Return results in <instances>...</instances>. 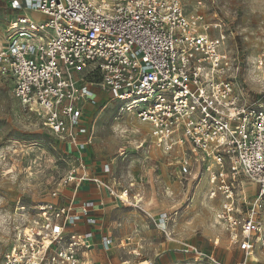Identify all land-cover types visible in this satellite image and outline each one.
Segmentation results:
<instances>
[{"label": "built area", "instance_id": "built-area-1", "mask_svg": "<svg viewBox=\"0 0 264 264\" xmlns=\"http://www.w3.org/2000/svg\"><path fill=\"white\" fill-rule=\"evenodd\" d=\"M10 8L17 15L0 49V79L11 77L24 110L72 148L75 165L64 184L75 192L67 204L55 191L52 201L36 207L5 264H92L85 253L94 247L93 234L69 231L79 221L75 197L84 182L125 205L140 204L130 196L134 182L124 187L115 177L93 176L85 160L94 141L87 111L99 103L95 88L109 95L120 116L130 112L149 127L150 142L171 175L183 187L191 183L188 200L205 184L207 198L222 201L217 224L243 252L234 264H258L264 253V95L252 101L241 88L223 26L188 16L180 0H10ZM258 69L264 82V57ZM205 105L210 112L200 119L194 109ZM246 182L256 185L254 198L247 196ZM94 206L82 207L91 225L97 223L88 215ZM178 215L164 213L155 221L167 239ZM181 246L193 264H222L214 254ZM103 247L109 250L112 238H104Z\"/></svg>", "mask_w": 264, "mask_h": 264}, {"label": "rangeland", "instance_id": "rangeland-1", "mask_svg": "<svg viewBox=\"0 0 264 264\" xmlns=\"http://www.w3.org/2000/svg\"><path fill=\"white\" fill-rule=\"evenodd\" d=\"M7 1L0 0V49L12 33L17 15L8 7ZM180 2L188 16L202 15L207 23L223 26V32L228 35L226 52L232 59L237 58L240 67L237 79L241 88L252 101L261 99L264 95V82L258 65L263 63L264 57V0ZM212 30L217 34L218 30ZM13 87L11 77L0 79V264H5V255L14 245L21 228L32 219L36 207L52 201L53 192L63 193L71 189L72 185L66 186L64 179L75 165L72 148L54 136L42 118L24 110L14 97ZM108 98L107 93L103 95V100ZM93 111L87 120L94 131L93 145L88 148L91 164H108L112 173L127 179L152 171L150 166L155 165L156 169L157 163H165L163 154L150 142L149 127L138 122L132 113L120 116L114 102L101 103ZM134 141L145 142L144 150L122 162L118 159L120 148L123 145L130 148L132 145L127 142ZM186 186L190 188L188 182ZM250 186L254 185H247V188ZM170 188L178 190L174 183ZM196 192L199 193L193 195L190 201L187 198L186 210L183 208L185 211L174 231L178 237L186 239L188 245L206 254L213 253V240L219 239L221 246L215 251V257L225 264L230 261V245L227 244L228 237L223 228L216 221L222 201L208 199L204 194L205 186ZM169 199V203L164 199V204L160 205L166 204V209L168 206L177 208L182 205V197L175 200H179V204L172 201V196ZM148 200L146 196V210ZM128 210V213L133 212ZM142 215L146 218L145 214ZM145 220L150 227L142 220L145 239L143 259L153 253H161L158 257L155 255V264H193L192 257L187 254L181 256V260L176 257L167 261L164 257L173 253H164L168 244L162 243L164 239L155 226H152L150 220ZM134 264L150 263L137 260ZM258 264H264V260Z\"/></svg>", "mask_w": 264, "mask_h": 264}, {"label": "crops", "instance_id": "crops-1", "mask_svg": "<svg viewBox=\"0 0 264 264\" xmlns=\"http://www.w3.org/2000/svg\"><path fill=\"white\" fill-rule=\"evenodd\" d=\"M7 5L10 8V0L7 1ZM11 9V8H10ZM12 10V9H11ZM13 11V10H12ZM15 12V11H14ZM16 13V12H15ZM36 16L40 15L34 14ZM95 94L97 96L98 105L96 107H89L88 108V117L93 115L94 109L100 106L101 103H111L109 102V98L103 100V93L99 89L95 88ZM116 105V103H115ZM117 106V105H116ZM142 142L134 141L127 142L131 147L128 148L127 146L123 145L121 149H125L127 151L126 156L120 157L118 154V159L122 162L128 160L135 154L136 152L143 151L144 149L137 150L138 146ZM156 149V148H155ZM158 150V149H156ZM159 151V150H158ZM120 152V151H119ZM162 154V153H161ZM89 151L87 150L85 153V160L90 166V172L93 176H97L105 181H109L111 178L115 177L122 182L124 187H128V185L132 182L135 183V187L130 190L131 198L137 197V199H141L140 204L138 207H133L131 205H125L118 200L114 199L110 196V194L106 190H99L96 185L92 182H84L81 184L79 189L77 190L75 203H76V214L79 217V221L75 227H71L69 231L71 233H80V234H93V244L94 247L90 249V251L85 253V257L92 263V264H134L138 260L139 262H149L150 264H155L156 258L161 255V253H157V257L155 258L154 253L152 255H148L145 259H143V250L145 248V239L143 236V229H142V220L146 222L147 227H150V224L145 219L151 221L152 226H155L159 235L164 239L163 244H168V248L164 251V253H173L167 257H164L167 261H170L172 258L178 257L179 260L183 259L181 256H185L186 254L181 250L182 243L188 244L186 239L180 238L176 235L174 231L175 225L178 223L180 218L183 215V211L186 210L185 204L188 196V190L192 187L191 183L190 188L188 186L180 187V183L171 175L172 168H170L166 162V158H164V164H158L154 166H150L152 171L147 173H142L138 175V177L131 176L127 179L112 173L111 166L108 164H91L89 162L90 156ZM150 161H152L150 159ZM109 166L111 172L106 174L104 172V168ZM178 186V190H172L170 188L171 185ZM245 188L247 190V196L249 198H254L256 194L257 187L252 183H245ZM247 185H254L253 187L250 186L249 189ZM202 186L206 185L203 184ZM201 186V187H202ZM147 187V191L145 188ZM170 189V190H169ZM251 190L252 193L250 192ZM75 192V186L72 185L71 189H67L65 192L61 193V203L67 204L68 201L72 198ZM199 192H197L198 194ZM204 193V192H203ZM206 196V193H204ZM148 197L147 201V208L146 210L144 205L145 197ZM172 196V201L176 202L175 200L182 197V202L179 207L175 208V206H168V208H164L166 205L164 204V199L168 201L169 198ZM169 199V200H168ZM87 202H94V208L88 210L89 217H93L97 220L95 225H91L87 223V218L85 213L82 209L83 205ZM171 203V202H170ZM177 204L180 203L178 200ZM163 206V207H160ZM185 208V210L183 209ZM128 209L132 210L133 212L128 213ZM174 211H179V215L174 223L169 225L170 231L173 233V237L167 239L161 229L156 227V223L160 220L161 215L164 213L173 214ZM139 213V214H138ZM142 214L146 215V218L143 217ZM141 215V216H140ZM142 220H140V218ZM104 238H112V247L109 250H106L103 247V239ZM132 238V241H128V239ZM216 240H218V244L215 245ZM227 244L230 245L229 241ZM221 246V241L219 239L213 240V253L215 255V251ZM156 252V251H155ZM125 256H124V255ZM188 255V254H187ZM229 255L230 261L225 262V264H234L238 263L243 259V252H241L237 248H233L231 245L229 247ZM192 257V255H190ZM258 263L264 260V253H258ZM217 260L218 257L216 256ZM140 259V260H139ZM177 259V258H176ZM145 260V261H143ZM234 261V262H232ZM232 262V263H230Z\"/></svg>", "mask_w": 264, "mask_h": 264}, {"label": "snow or ice", "instance_id": "snow-or-ice-1", "mask_svg": "<svg viewBox=\"0 0 264 264\" xmlns=\"http://www.w3.org/2000/svg\"><path fill=\"white\" fill-rule=\"evenodd\" d=\"M94 2L100 3V2H106V0H94ZM235 102H236L235 100L232 101V103H235ZM205 112H210V109H209V107L207 105H205L203 107V109H200V108L194 109V114H199L200 119H207V117L204 115ZM231 115H232L233 118H235V116L237 115L236 111H231ZM221 143H224V141L221 140ZM55 230L57 232L61 231V229L59 227H57Z\"/></svg>", "mask_w": 264, "mask_h": 264}]
</instances>
